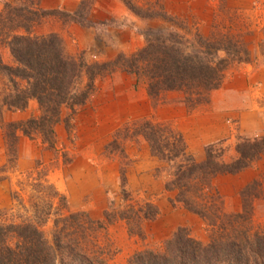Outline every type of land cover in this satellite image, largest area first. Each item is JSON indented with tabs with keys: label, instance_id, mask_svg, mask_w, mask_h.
<instances>
[{
	"label": "trees",
	"instance_id": "16d2710c",
	"mask_svg": "<svg viewBox=\"0 0 264 264\" xmlns=\"http://www.w3.org/2000/svg\"><path fill=\"white\" fill-rule=\"evenodd\" d=\"M121 1L135 14L163 19L170 27L145 30L144 45L129 55L118 53L94 62L68 54L56 33L33 31L42 18L58 13L57 9L45 10L29 0L3 2L1 43L9 48L15 64L0 59V72L9 85L1 105L7 110H24L31 99L38 104L34 116L1 121L8 162H15L20 134L38 136L52 146L63 110L75 113L84 105L99 77L116 71L128 73L154 103L175 92L193 109L209 101L232 65L254 59L236 13L215 12L205 34L197 26L189 30L182 25L183 19L170 17L164 9ZM79 9L60 14L85 21ZM134 125L133 132L143 137L151 155L169 168L163 184L171 195L169 202L198 215L208 235L203 241L179 227L158 247L136 250L122 264H264V224L255 221L253 209L255 200L264 199V174L241 188V206L234 212L226 211L214 184L217 176L238 173L259 160L264 134L239 137L229 157L222 140L209 143L203 158L196 159L182 134L169 123L143 117ZM124 184L122 177L118 203L111 201L101 219L85 210H70L64 195L51 184L43 187L46 196L32 202L29 215L18 222L0 223V264H117L111 261L114 250L107 226L122 220L129 235L144 237L143 224L159 213L154 202L135 198ZM49 221L47 236L42 228Z\"/></svg>",
	"mask_w": 264,
	"mask_h": 264
},
{
	"label": "rangeland",
	"instance_id": "374dc122",
	"mask_svg": "<svg viewBox=\"0 0 264 264\" xmlns=\"http://www.w3.org/2000/svg\"><path fill=\"white\" fill-rule=\"evenodd\" d=\"M4 1L17 2L0 0V10ZM29 1L42 9L59 11L42 18L33 31L56 33L68 54L81 55L88 62L109 60L118 53L129 55L144 45L145 30L170 27L163 19L135 14L121 0ZM134 1L144 8L164 9L170 17L183 19L182 25L189 30L197 26L205 34L211 29L215 12L236 13L243 22L242 31L254 59L232 65L209 101L193 109L185 106L175 92L166 93L154 103L142 85L135 86V79L128 73L116 71L99 77L84 105L75 113L63 110L52 146L38 136L20 134L14 163L7 161L0 128V223L24 219L31 213L32 202L45 198L47 190L43 187L50 184L65 196L70 210H85L97 219L103 217L111 201L118 203L122 177L135 198L149 199L158 206L156 218L143 224L144 237L129 235L122 220L107 226L114 250L111 261L117 264L124 263L136 250L158 247L179 227L203 241L208 235L198 215L169 202L171 195L163 188L169 168L152 156L143 137L133 132L135 121L151 117L169 123L182 134L187 150L196 159L203 157L209 143L222 140L229 157L234 155L239 137L264 134V0ZM77 8L85 21H72L60 14ZM2 40L0 37V59L15 64ZM8 88V80L0 72V125L1 121L24 120L38 113L34 99L24 110L2 106L1 98ZM262 174L264 153L252 166L215 178L226 211L240 209L239 191ZM253 209L255 221L264 224V199L255 200ZM50 225L51 221L42 228L47 236Z\"/></svg>",
	"mask_w": 264,
	"mask_h": 264
},
{
	"label": "crops",
	"instance_id": "0c3cea01",
	"mask_svg": "<svg viewBox=\"0 0 264 264\" xmlns=\"http://www.w3.org/2000/svg\"><path fill=\"white\" fill-rule=\"evenodd\" d=\"M145 94H146V93H145ZM146 96H147V95H146ZM146 96H145V97H146ZM200 130H201V129H199V131H200ZM198 142H199V140H198ZM203 142H206V141H203ZM194 145H195V144H194ZM189 152H190V151H189ZM203 156H204V155H203ZM202 158H203V157H202ZM202 158H200V159H202Z\"/></svg>",
	"mask_w": 264,
	"mask_h": 264
}]
</instances>
